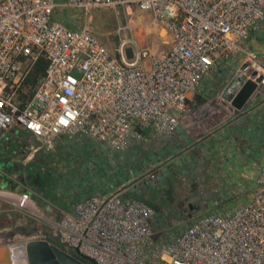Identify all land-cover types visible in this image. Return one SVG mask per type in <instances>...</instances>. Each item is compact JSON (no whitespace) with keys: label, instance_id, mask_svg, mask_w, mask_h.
I'll list each match as a JSON object with an SVG mask.
<instances>
[{"label":"built area","instance_id":"1","mask_svg":"<svg viewBox=\"0 0 264 264\" xmlns=\"http://www.w3.org/2000/svg\"><path fill=\"white\" fill-rule=\"evenodd\" d=\"M123 6L149 10L171 45L155 50L126 40L113 54L87 27L56 17L57 9ZM263 21L264 0H0V132L25 130L38 142L29 152L51 151L64 137L121 158L147 132L172 136L180 116L190 115V96L221 64L243 58L241 74L256 84L251 96L264 87V61L248 46ZM42 56L44 72L30 83ZM256 167L251 188L235 185L225 203L214 199L174 233L159 228L152 206L123 185L76 201L51 221L52 234L94 264H263L264 155ZM0 199L34 212L29 189L0 188Z\"/></svg>","mask_w":264,"mask_h":264},{"label":"rangeland","instance_id":"2","mask_svg":"<svg viewBox=\"0 0 264 264\" xmlns=\"http://www.w3.org/2000/svg\"><path fill=\"white\" fill-rule=\"evenodd\" d=\"M56 17L66 20L70 17V25L76 28L87 27L107 45L113 54L126 40L135 42L139 46H149L155 50L166 49L172 43L170 34L161 32L160 26L151 23V12L141 10L137 6H123L115 9L98 8L87 14L57 9ZM125 26H130L126 32L124 31ZM251 35L258 44V49L264 50V21ZM258 53L264 61L262 56L264 54ZM246 71L247 64L243 58H239L215 67L204 76L202 82L205 84V88L209 89L205 94L211 104L205 113L207 118L201 122V128L207 134L210 131L212 133L218 131L220 125L230 114V107L227 105L229 102L221 97V92L237 73L241 74ZM199 88L195 93L202 95ZM193 95L194 93L190 96L191 102H193ZM160 139H164V137L156 134H153L152 137L147 136L144 143L140 144L141 151H136L122 160L115 157L114 154L110 156L100 150L93 151L96 148L88 152L74 148L67 151L66 148V152L62 149L53 156H45V161L38 162L35 159L33 165L37 172L50 170L52 175L57 174L59 179L60 176L62 178L63 173H65L66 179L71 174L88 179L86 177L95 174V168H97L111 180H127L121 186L131 185V195L139 196L149 202L157 214L156 225H165L170 233L177 231L180 223L193 212L210 210L214 199H218L221 204L225 203L224 193L235 185L252 187L257 173L256 164L260 161L257 154L242 157L234 164L236 173L232 175L227 173L226 176L216 161L215 165L210 166L211 159H206L204 155L199 158L203 167L195 165L196 161L194 160H198V158L194 155L190 166L180 165L178 162L172 165L170 153L165 156L157 153L161 145ZM20 150L21 148L18 153ZM45 226L36 227L25 237L41 238L43 234H51L52 229ZM161 233L162 231L159 230L155 237H160Z\"/></svg>","mask_w":264,"mask_h":264},{"label":"crops","instance_id":"3","mask_svg":"<svg viewBox=\"0 0 264 264\" xmlns=\"http://www.w3.org/2000/svg\"><path fill=\"white\" fill-rule=\"evenodd\" d=\"M248 46L264 54V50L258 49L253 35L248 40ZM259 48L261 47L259 46ZM262 56L264 58V55ZM199 87L202 95L204 93L203 98L209 102L205 94L209 89L205 88L203 82ZM227 105L230 107V114L220 125L219 130L214 133L210 131L207 134L201 128V122L207 116L197 121L189 114H182L177 131L172 136L159 140L161 145L157 151L158 155L165 156L170 153L172 165L178 162L180 165L187 164V166H190L194 155L198 158V160H194L196 161L195 165L199 167H203L199 158L204 155L206 159H211L210 166L218 163V167L225 172L226 176L227 173L231 175L236 173L234 164L242 157L257 154L261 160L264 155V87H261L239 109L229 103ZM147 136L152 137L153 134L147 132L146 138ZM143 141L133 143L121 158L115 157L122 160L136 151H141L140 144L144 143ZM31 143L38 144L34 137L19 127L0 132V188L13 193L29 189L31 202L35 208L34 212L30 213L13 208L6 201L0 200V242L28 239L29 237H25L28 232L36 227L41 228L42 225L50 227L51 221L58 219L63 212L70 211L79 199L94 192L118 189L124 182H127L123 179L111 180L97 168H95V174H88L89 177H86L88 179L72 176V174L66 179L65 173L61 174L62 178L60 176L59 179V176L52 175L50 170L37 172L33 165L35 159L38 162L45 161V156H53L62 149L65 152L66 148L67 151L70 148L85 152L93 148H96L93 151L99 150L89 140L70 142L64 137L58 139L51 151L38 148L29 152ZM20 148V153H18ZM129 193L131 194V191ZM157 226L159 225L157 224ZM41 238H46L57 244L52 233L43 234Z\"/></svg>","mask_w":264,"mask_h":264},{"label":"water","instance_id":"4","mask_svg":"<svg viewBox=\"0 0 264 264\" xmlns=\"http://www.w3.org/2000/svg\"><path fill=\"white\" fill-rule=\"evenodd\" d=\"M254 73L252 74L253 77ZM256 87L252 78L235 75L221 92V97L241 108ZM0 264H94L46 238H28L0 242Z\"/></svg>","mask_w":264,"mask_h":264},{"label":"trees","instance_id":"5","mask_svg":"<svg viewBox=\"0 0 264 264\" xmlns=\"http://www.w3.org/2000/svg\"><path fill=\"white\" fill-rule=\"evenodd\" d=\"M70 26L73 27V25H70ZM45 66H46V60L42 56L39 59V61L35 64L33 70L31 71L28 77V82L30 83L33 82L34 78L37 75L42 74L44 72ZM188 102L191 105L190 116L193 117L197 121L202 120L205 116V113L208 111V107L210 106V103L198 93H194L193 102H191L190 100ZM147 203L149 204V202Z\"/></svg>","mask_w":264,"mask_h":264}]
</instances>
